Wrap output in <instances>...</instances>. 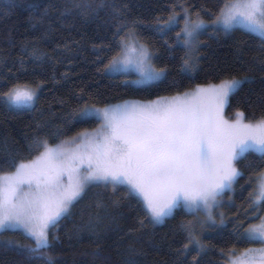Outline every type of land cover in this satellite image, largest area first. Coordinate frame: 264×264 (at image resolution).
<instances>
[{
  "label": "snow or ice",
  "instance_id": "obj_1",
  "mask_svg": "<svg viewBox=\"0 0 264 264\" xmlns=\"http://www.w3.org/2000/svg\"><path fill=\"white\" fill-rule=\"evenodd\" d=\"M19 6L18 0H8L0 5V12L7 16ZM72 7L90 15L104 5L90 2L74 3ZM65 11L71 8L66 7ZM33 19L39 23L44 16ZM178 20L179 14L173 9L166 20L159 22L158 31L170 30ZM213 24L225 34L243 26L264 42V0H235L225 4L215 15ZM206 27L199 13L193 20L188 9H184V24L172 46L185 49L180 57L181 74L192 76L197 72L199 56L194 53L199 45L198 37ZM130 34L135 37L131 29ZM121 45L120 52L104 66L105 73L126 76L135 73L131 81L134 84L160 82L170 74L171 66L165 63L157 67L153 54L138 39L130 44L122 37ZM30 55L36 59L45 56L38 48H32ZM170 57L174 58L171 53ZM256 67L264 72V56L258 58ZM253 70L244 69L243 77L197 85L195 89L149 102L124 100L97 106L83 95L78 97L83 103L73 110V119L81 122L96 119L100 122L96 129L77 133L56 144L37 136L29 144L30 149L39 153L34 159L13 162L14 171L0 172V237L7 230L18 229L31 241L25 244L16 239H0V247L16 251L30 262L57 264L52 250L60 238L58 234L50 235L52 229L70 214L91 186L124 185L129 196L141 198L139 203L144 213V219L139 221L141 228L145 220L153 225L163 223L178 208L193 217L178 226L186 234V242H182L178 251L185 257L191 255L189 264H200L206 250L204 228L226 223L223 212L219 213L217 222L214 209L222 206L220 197L225 190L244 175L237 163L258 154L264 164V117L248 120L239 110L234 120L224 115L230 97L242 85L255 80L247 74ZM38 87L17 82L0 93V97L9 110H30L38 101ZM60 135L59 128L51 133L53 138ZM9 147L7 138L0 139V151ZM249 179L256 187L249 193L246 215L250 213L259 222L244 228L239 221L234 227L241 240L264 245V170ZM114 203L118 205L120 201ZM199 213H204L203 218ZM99 219H89L78 230H90L99 240ZM128 249L125 264H136L135 246L129 245ZM100 254L99 250L94 253ZM230 264H264V247L245 249L240 256L233 255Z\"/></svg>",
  "mask_w": 264,
  "mask_h": 264
},
{
  "label": "trees",
  "instance_id": "obj_2",
  "mask_svg": "<svg viewBox=\"0 0 264 264\" xmlns=\"http://www.w3.org/2000/svg\"><path fill=\"white\" fill-rule=\"evenodd\" d=\"M230 1L18 0L20 6L12 14L5 16L0 12V93L17 82L39 86L38 101L30 110H9L0 97V139L7 138L10 146L9 150L0 151V172L14 171L13 162L34 159L39 153L30 149L29 144L37 136L56 144L95 129L99 125L96 119L85 122L73 119V110L83 103L78 99L81 95L97 106L129 99L150 101L195 89L197 85L243 77L244 69L252 68L247 74L255 80L242 85L230 97L225 113L228 118L238 110L248 120L264 117V103H261L264 72L256 67L258 58L264 56L260 37L239 28L229 34L219 27L209 28L198 37L199 45L194 53L199 56L197 72L187 76L179 71L185 49L172 46L184 22V9L191 16L199 13L201 19L211 22ZM7 2L0 0V5ZM90 2L104 7L90 15L72 7L74 3ZM66 7L71 11H65ZM173 9L179 14L177 24L170 30L158 31L159 22L166 20ZM41 15L44 19L37 23L33 18ZM122 37L128 41L130 37L138 39L153 54L157 67L165 63L171 66L170 74L160 82L135 86L129 82L128 75L105 73L104 66L120 52ZM32 48H38L45 56L34 58L30 55ZM174 80L178 83H173ZM57 128L61 135L53 138L51 133ZM237 167L244 175L233 184L231 192L224 194L230 201L219 210L224 213L226 223L204 228L206 250L200 264H226L233 255L257 244L241 240L234 225L242 221L247 228L250 223L258 222L250 213L246 215L249 193L256 187L249 177L264 170V164L258 154H252L240 160ZM116 200L120 201L118 205L114 203ZM139 200L129 196L124 185L91 186L50 233L60 238L52 250L57 264H125L129 245L135 246L136 264H189L191 255L185 257L178 251L182 242H186V234L178 226L193 217L178 208L163 223L153 225L145 220L141 228L139 221L144 219V213ZM97 217L101 228L99 240L90 230H78ZM0 239L31 242L19 230H7ZM97 250L99 256L94 255ZM0 264H43V261L30 262L18 252L0 247Z\"/></svg>",
  "mask_w": 264,
  "mask_h": 264
},
{
  "label": "rangeland",
  "instance_id": "obj_3",
  "mask_svg": "<svg viewBox=\"0 0 264 264\" xmlns=\"http://www.w3.org/2000/svg\"><path fill=\"white\" fill-rule=\"evenodd\" d=\"M234 2H235V0H232V1L228 2L227 4H231V3H234ZM223 8H224V7H223ZM183 17H184V15H183ZM191 18H192L193 20L196 19V17H194V16H191ZM182 23L184 24V22H182ZM206 24H207V27L202 31V33H203L204 31H206L207 29H209V28L217 27L216 25L213 24V20H212L211 22H206ZM182 27H183V25H182ZM239 29L248 32V30H247L246 28H244L243 26L239 27ZM254 35H256V36L259 37L258 34H254ZM129 39H130V40H129V43L131 44V43L133 42L134 38L130 37ZM140 44H141V43H140ZM113 74H121V73H113ZM123 75H124V74H123ZM128 76L131 77V79L129 80V82H130L131 84L135 85V86H145V85H149V84H134V83H132L131 81L135 79V73H130ZM156 83H157V82H156ZM152 84H153V83H152ZM129 100L139 101V102H149V101H141V100H136V99H129ZM154 100H156V99H154ZM154 100H150V101H154ZM225 109H226V106H225V108H224V115H225V117H226L227 119H229V120H234V119L236 118V115H234L233 117L228 118V117L226 116ZM99 123H100V122H99ZM98 126H99V125H98ZM98 126H97V127H98ZM97 127H96V128H97ZM96 128H95V129H96ZM93 130H94V129H93ZM89 131H92V130H89ZM232 187H233V185H232ZM232 187L229 188V189H226L225 192H224V194H225L226 192H227V193H228V192H231ZM224 194L220 197V201H221V205H222V206H223L224 203H229V201H230V200H229V197H227V198L224 197ZM139 199H141V198H139ZM222 206H221V207H222ZM221 207L214 209V215H218L219 210L221 209ZM198 216H199L200 218H203L204 213H199ZM258 222H259V221H258ZM258 222H256V223H258ZM159 224H161V223H159ZM10 230H18V229H10ZM253 242H255V243H257V244L254 245V246H251V247H249V248H246V249H252V248H260V247H264V245H262V244L259 243L258 241H253ZM244 251H245V249L242 250V251H240L239 253H237L235 256H237V257L240 256V254L243 253ZM231 258H232V257H231ZM231 258L229 259V261H228L226 264H230Z\"/></svg>",
  "mask_w": 264,
  "mask_h": 264
}]
</instances>
